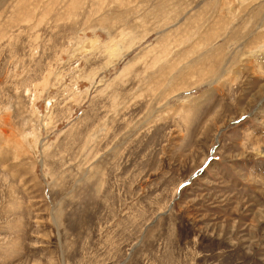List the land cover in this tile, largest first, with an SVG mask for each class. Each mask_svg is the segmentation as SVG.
I'll use <instances>...</instances> for the list:
<instances>
[{
	"label": "rangeland",
	"instance_id": "obj_1",
	"mask_svg": "<svg viewBox=\"0 0 264 264\" xmlns=\"http://www.w3.org/2000/svg\"><path fill=\"white\" fill-rule=\"evenodd\" d=\"M0 264H264V0H0Z\"/></svg>",
	"mask_w": 264,
	"mask_h": 264
},
{
	"label": "bare ground",
	"instance_id": "obj_2",
	"mask_svg": "<svg viewBox=\"0 0 264 264\" xmlns=\"http://www.w3.org/2000/svg\"><path fill=\"white\" fill-rule=\"evenodd\" d=\"M258 28V27H257ZM260 33V32H259Z\"/></svg>",
	"mask_w": 264,
	"mask_h": 264
}]
</instances>
